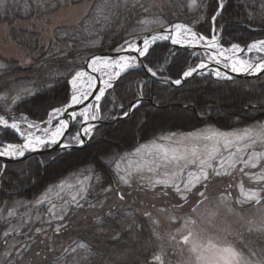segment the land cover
<instances>
[{
	"label": "trees",
	"instance_id": "16d2710c",
	"mask_svg": "<svg viewBox=\"0 0 264 264\" xmlns=\"http://www.w3.org/2000/svg\"><path fill=\"white\" fill-rule=\"evenodd\" d=\"M82 1L84 0H7V5L0 7V23L41 17L61 6ZM90 1L91 9L83 20L76 25L57 26L49 45L40 44L38 33L34 31L24 35L26 38L23 40L16 38L24 49L35 52L31 65L22 66L18 60L0 54V64L6 66L0 69V96L8 99L17 94L21 96L13 110L25 112L35 120L46 119L49 110L67 101L65 96L70 92V85L65 83V78L60 74L66 73L69 66L74 70L81 68L85 60L96 52L116 48L131 37L129 33L134 36L142 32L141 28H152L153 24L148 27L141 21L157 15L159 11L161 14L158 18L165 21V24L183 19L204 34L210 35L213 28L211 17L218 7V0H196L195 7L189 6L191 0H161L160 4H152L155 11L150 12V0H140V4L148 11L130 4L127 10L123 7L117 9L110 21L105 23L102 18L96 19L97 8H103L105 0ZM194 20L198 22L194 24ZM220 25H225L220 34L225 45L246 44L252 38L263 36L264 0H225L216 28ZM12 29L13 33L16 32V27ZM19 32L20 29L17 33ZM77 57L81 59L77 60ZM145 62L159 75L178 79L182 71L192 63V53L162 42L153 46ZM52 85L55 87H50ZM141 89L145 97L157 100L162 106L144 102L131 116L101 127L96 137L89 142L90 147L55 169L42 167L38 163L47 155L9 164L0 175V204L5 203L7 194H12L13 197L9 198L13 200L33 199L75 170H88L95 177H101L95 184L96 191H101L116 182L112 163L143 142L166 133L192 131L206 124L227 128L264 120V76L238 80L198 76L182 86H171L155 81L145 71L137 69L123 76L115 88L108 92L104 105L109 109H118L120 105L127 107ZM25 90L35 95H29ZM167 102L171 106H163ZM254 104L261 105V108H253ZM3 110L0 107V111ZM105 154L115 156L109 166L100 162ZM120 220L105 215L99 223L98 219L92 221L90 227L81 234L80 241L90 244L96 255L81 264H122L121 261H124L123 264H142L146 258L151 259L148 257L151 251L135 249L139 245L132 244L122 254V258L111 261L112 256L107 253L110 243L120 242L122 234H128L131 229L133 231L136 228L135 220L128 219L126 226L125 221L120 223ZM72 244L73 242L70 246ZM140 245L145 246L143 242ZM65 249L46 264H73L72 254L65 252Z\"/></svg>",
	"mask_w": 264,
	"mask_h": 264
},
{
	"label": "snow or ice",
	"instance_id": "6c2138e0",
	"mask_svg": "<svg viewBox=\"0 0 264 264\" xmlns=\"http://www.w3.org/2000/svg\"><path fill=\"white\" fill-rule=\"evenodd\" d=\"M130 4L148 11L143 4H140V0H105L104 7L97 8L96 19L100 20L102 18L107 23L116 14L117 9L123 7L127 10ZM6 5L7 0H0V7ZM189 6L195 7L196 0H191ZM223 9L224 0H218L217 10L211 17L213 34L210 39L195 31L193 26L188 24L176 23L164 27L165 21L157 18L150 23L159 26L160 31L142 37L132 36L129 33L131 39L125 40L122 45L118 46L115 58L112 56H92L90 60L86 61L85 65L90 71H86L84 67L74 70L69 66L66 73L60 74L61 77L65 78V83L71 86L70 94L65 96L67 103L51 109L48 113V120L45 122L46 126L43 129H39V125L34 122L27 124L28 129H39L43 135H35L32 131L25 132L15 117L9 116L6 118L4 115H0V126L6 130H14L23 140L22 143L4 144L3 147H0V157L18 158L24 157L26 153L44 150L48 151L47 157L42 161H38L42 167L55 169L62 164H67L70 158L90 147L89 141L96 137L100 127L99 121L104 119L103 116L98 115L101 110V101L108 90L114 89L115 84L122 78V75L142 67L152 77L157 76V71L144 64L143 60H147L153 46L158 41L171 40L173 45L188 47H194L201 44V42H205V47L210 49L211 52L208 57L209 60H215L217 63L223 60V66L225 68L231 67L233 72L264 74V56L256 61L242 58L233 59L225 56L227 49H223V46L220 45V34L223 32L225 25L216 28L217 19L222 15ZM197 22V20H194V24ZM141 23L147 25L149 22L141 21ZM133 31L136 30L133 29ZM140 31H148V28H141ZM246 48L249 53L253 50L264 53V39L256 40L248 44ZM230 49L234 53L243 51L238 44H231ZM122 51L135 53V55H120L119 53ZM76 59L81 58L77 57ZM4 67L6 66L0 64V69ZM206 67L207 64L204 60H201L195 67H188L183 70L180 79L171 82L180 85L182 81L187 80V78L192 77L199 70ZM96 72L107 75V79L102 81V87L96 83L99 77L91 74ZM214 75L218 79L221 77L231 79L227 73L221 72L219 68L215 70ZM67 77H70V79ZM85 78L87 88H82L79 83ZM144 83L146 84V82ZM50 87H55V85ZM25 91L29 95H35L29 90ZM89 96L94 98V102L85 104L84 102ZM0 99H7V97H0ZM20 99V94L12 97V104L15 105ZM142 100L143 91L141 89L137 99L129 105L128 110H124L123 105H120V115L112 119L127 118L140 107ZM81 105L83 107L79 111L73 108V106ZM65 116H67V119L64 118ZM20 119L26 120L23 116ZM54 120V127H50L53 125ZM73 128H76V130L73 131ZM158 139L168 141V143H157L154 139L151 142L138 145L132 153L120 156V159L116 161L114 170L120 183L131 184L134 175H139L143 180L145 177L142 174L147 172L152 176L147 186L155 189L157 185H162L164 195H169L167 189H171L181 202L173 205V207L182 208L188 203L191 195H197L201 198L196 202L197 206L206 201L208 198L205 191L200 189L206 190L208 183L214 177L232 176L236 171H239L253 181L254 186L245 188L243 181L239 182V197L236 202L244 204L248 201H254L257 204H264V167L261 166L264 164V122L230 131L208 126L205 129L186 134L173 132ZM130 155L139 157V161L136 162L135 167H132V161H129V167L121 169V162L126 159V156ZM114 160V155L105 154L101 157L100 162L105 166H109ZM246 169H258V171H246ZM185 172H187L186 176ZM96 178L97 180L101 179L99 176ZM77 185H66V181L62 180L59 184L50 186L41 198L36 199L34 207L38 208L44 203H48L50 205L48 208L49 223H51V219L63 221L67 211L70 210L69 205H75L76 208L82 207L80 201L86 199L88 190L91 187L90 184L85 185L82 181H77ZM65 186L71 190L70 199L64 200L58 207L48 199V193L53 188H57L59 191L56 193V198L62 199L61 194L65 191ZM110 190V188L105 189V191ZM231 195V192L221 193V202L230 203ZM119 198L122 200L124 197L120 195ZM89 206L94 207L91 204ZM159 211L163 212L166 209H159ZM231 211L233 210L229 208V212ZM192 212H196V206H193ZM14 215V211H8V217ZM108 215L111 216L112 213L109 212ZM144 215L149 217L155 226L153 236L157 240H162L163 238L156 231L159 221L153 219L149 212H145ZM29 219H31L30 214ZM37 219H39L38 212ZM169 219L171 221H184L182 229H177V233L186 231V234L181 235L179 241H177L176 235L169 236V240L186 246L188 256L184 264H264V248H261L258 252L254 242L247 240L238 231H233L231 226L218 229L216 232L209 234L204 229L197 230V220L191 216H170ZM97 222H101L100 218ZM25 223L27 221L23 220L15 225L7 223V227L2 233L6 248L14 247V245L9 246L7 240L13 233H18ZM247 224L249 232L256 231L264 235V216H261L259 221H248ZM62 227L64 225L58 223L54 231L59 232ZM36 231L43 232L44 229L37 228ZM160 249L159 252L151 256V259L146 258L145 264H165L163 245L160 246ZM181 251L183 252V249ZM65 252L72 254L73 264L87 262L96 255L92 250V246L84 241H73L72 246L66 248ZM10 254L7 250L4 252L6 257Z\"/></svg>",
	"mask_w": 264,
	"mask_h": 264
},
{
	"label": "rangeland",
	"instance_id": "374dc122",
	"mask_svg": "<svg viewBox=\"0 0 264 264\" xmlns=\"http://www.w3.org/2000/svg\"><path fill=\"white\" fill-rule=\"evenodd\" d=\"M160 1L161 0H150V12L155 11L153 8L154 5L152 4H160ZM91 6L92 2L90 0H84L77 4L71 3L70 5H66L41 17L16 19L12 23H0V54L6 58L18 60L19 64L22 66L31 65L33 63L35 52H30L27 49H24L22 45L17 42L18 39L23 40L26 38L24 35H28L30 31H34L35 33H38L40 44L49 45L53 40V31L58 25L79 24L83 20V17L89 13ZM160 14L161 11H159L157 15L145 19L147 21L150 19L146 26L149 27L151 24L150 22L157 19ZM13 27H16V32L14 33L12 29ZM19 29L21 32L17 33ZM144 33H146V31ZM144 33L142 32L141 34ZM205 53L207 52L205 51ZM260 55L264 56V53H259L256 50H253L251 53L241 55V58L256 61L261 58ZM103 75H105V73H103ZM1 101L3 102L2 104L6 107L8 106V108L12 106L8 100L0 99V102ZM163 106H171V103L167 102ZM20 118L21 116L17 117V120L21 124L22 130L25 132L32 131L35 135L41 134L42 131L39 129H43L46 126V123H36L39 125V129H28L27 124L32 123L33 121L30 119L22 120ZM256 124L257 123H252L251 125ZM208 126L225 131L247 127L239 125L227 128H219L213 125ZM208 126L192 130L191 132L205 129ZM50 127H54V124ZM182 133L186 134L189 132L185 131ZM156 142L168 143V141H161L158 138L156 139ZM133 151L134 150L129 153H132ZM129 161H132L131 166L135 167L136 162L139 161V157L134 155L126 156V159L121 162V169L129 167ZM261 166L264 167V164ZM115 168L116 161L114 162L113 171ZM246 171L255 172L258 171V169H246ZM142 175L145 177L143 180H141L139 175H134L131 184H123L118 181L111 188L107 187L106 189L110 188L111 190H104L101 192V198L98 204L88 202L89 200L86 197L85 200L80 201L82 204V207L80 208H76L75 205H69L70 210L67 211L63 221L51 219V223H49L50 216L48 215V208L50 205L48 203H44L38 208L34 207L36 199L41 198L45 193L32 202L26 203L24 201H17L20 203L15 202L8 204L6 201L1 204L0 220L2 222L8 220V223L15 225V217L25 216V221L29 222V235H31V238L27 240L26 243L20 244L15 240L16 233H13L12 236L8 238V244L9 246L14 245V247H10L9 250H7L11 253L10 256L7 257L4 256V252L6 251L5 242H1L0 264H46V262L51 259L52 255L67 246L71 242V239L84 233L86 229L90 227L93 219H98L100 216L109 212L112 214L114 213L115 220L121 219L120 223L125 221V226L127 225L126 222L128 219L135 220L136 224V228L133 231L131 229L128 234L121 235L120 242L110 243V248L107 253L112 256V262L118 260V258H122V254L128 251L129 246H132V244L134 246L138 244L139 247L135 246V249H146L151 251L148 257L159 252L161 250L160 246L163 245L165 264H184L188 256L186 246L182 243L178 244L176 241L169 240V236L172 234L176 235L177 241L180 240L181 235L186 234V231L177 233V229H182L184 221H171L169 219L170 216H191L197 220V230L204 229L205 232L209 234L216 232L218 229L231 226L233 231H238L247 240L254 242L258 252L261 248H264V235H261L256 231L249 232L247 224L248 221H259L261 216H264V204H257L254 201H248L244 204L236 202L239 197V182L243 181L245 188L254 186V182L239 171H236L232 176L214 177L211 182L208 183L206 190L203 188L200 189L205 191V195L208 198L206 201L197 206L196 202L201 198L197 195H191L188 203L182 208L173 207V205L181 202L171 189H167L169 195H164L162 185H157L155 189L147 186L152 179L151 174L144 172ZM186 175L187 172H185V176ZM63 181H66V185H77V181H82L85 185L90 184L89 177L84 179L66 177ZM229 185H231V187H229ZM58 191L59 189L53 188L52 191L48 193V199L59 207L64 200L70 199L71 190L65 186V191L61 194L62 199L56 198V193ZM228 192H231L232 194L231 202H221V193ZM120 195H123L124 197L122 200L119 198ZM104 196L107 200H105V202H103ZM90 204L94 205V207H90ZM193 206H196L195 213L192 212ZM229 208L233 211L229 212ZM159 209H166V211L161 212ZM8 211H14L15 215L8 217ZM37 212L39 214V219H37ZM145 212L151 213L152 218L159 221V226L156 227V231L163 238L162 240H157L153 236V228L155 226L152 224L149 217L144 215ZM29 214L31 219H29ZM209 221H211V223H209ZM3 223L5 224V222ZM3 223H0V225H2V230L4 231L5 228H3ZM58 223H62L64 227H62L59 232H55L54 229ZM37 228H42L44 231L37 232ZM96 237L98 236L96 235ZM142 242L145 246L140 245ZM181 249H183V252ZM121 262L122 264L124 263V261ZM142 264H145V261L144 263L142 262Z\"/></svg>",
	"mask_w": 264,
	"mask_h": 264
},
{
	"label": "water",
	"instance_id": "95a60500",
	"mask_svg": "<svg viewBox=\"0 0 264 264\" xmlns=\"http://www.w3.org/2000/svg\"><path fill=\"white\" fill-rule=\"evenodd\" d=\"M161 29H158V30H156V31H153V32H150V33H148V34H146V35H150V34H152V33H154V32H157V31H160ZM175 46H181V45H175ZM120 55H125V54H129V53H126V52H120L119 53ZM99 56H112V57H116L117 56V51H112V52H105V53H100V54H98ZM91 58H89L88 60H90ZM142 59V58H141ZM205 61H208V60H205ZM143 63H144V61H143ZM145 64V63H144ZM196 66V65H195ZM195 66H193V67H195ZM217 68H219L221 71H223V72H225V73H227L228 74V76L229 77H231V78H243V77H253V76H256L257 74H254V73H237V72H233L231 69H229V68H225L223 65H221V64H218V63H212V65L210 66V69L212 70H214V69H217ZM199 73H195L193 76H195V75H198ZM192 76V77H193ZM154 79H156L157 80V78L156 77H153ZM191 77H189V78H187V80L188 79H190ZM159 80V79H158ZM187 80H184V81H182V83L181 84H183V83H185ZM160 81H164V80H160ZM165 83H169V84H174V83H172L171 81H164ZM99 86H100V83H97ZM180 84V85H181ZM174 85H176V84H174ZM94 98L92 97V96H89L88 97V99L86 100V101H91V100H93ZM82 106V105H81ZM81 106H75L74 107V109L75 110H78ZM42 152H48V151H44V150H38V151H36V152H33V156L34 155H37V154H39V153H42ZM31 155V156H32ZM0 159H3L5 162H12V161H16V160H18V159H20V158H9V157H0Z\"/></svg>",
	"mask_w": 264,
	"mask_h": 264
},
{
	"label": "bare ground",
	"instance_id": "6f19581e",
	"mask_svg": "<svg viewBox=\"0 0 264 264\" xmlns=\"http://www.w3.org/2000/svg\"><path fill=\"white\" fill-rule=\"evenodd\" d=\"M196 46H202V47H204L210 54H211V52H210V49H208L207 47H205V42H201V44H199V45H196ZM241 48V47H240ZM223 49H225V48H223ZM241 49H243V48H241ZM244 51H247V49H244L242 52H232L231 51V49L229 48V49H227V51H225V56H229V57H232L233 59H235V58H240L239 57V55H241ZM248 52V51H247ZM132 55H135V53H131ZM215 63H217L216 61H215ZM220 63H224V61L222 60ZM207 66H209V64H207ZM229 68H231V67H229ZM86 71H90V70H86ZM106 71H111V70H106ZM199 72V71H198ZM206 72H211V73H213L214 74V71L213 70H207ZM92 75H94L93 73H91ZM103 73H101V72H99V74H97V75H101V76H99V82H100V84H101V87L103 86V83H102V81L104 80V79H107V75L105 74V75H102ZM86 81V78H85V80H82L80 83H79V86L80 87H82V88H87V83L85 82ZM90 91H92V90H90ZM85 104H88V103H92V101H85L84 102ZM75 106H73V108H74ZM83 107V105L78 109V110H80L81 108ZM65 119H67V118H65ZM40 135H43V133L42 134H40ZM115 145H117V144H115Z\"/></svg>",
	"mask_w": 264,
	"mask_h": 264
}]
</instances>
